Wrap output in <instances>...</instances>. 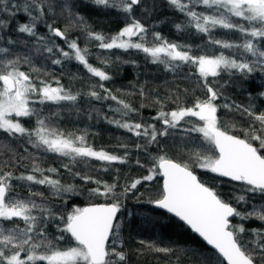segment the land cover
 Returning <instances> with one entry per match:
<instances>
[{"label":"snow or ice","instance_id":"6c2138e0","mask_svg":"<svg viewBox=\"0 0 264 264\" xmlns=\"http://www.w3.org/2000/svg\"><path fill=\"white\" fill-rule=\"evenodd\" d=\"M166 3L184 17L174 23L176 31L194 29L206 37L203 46L170 42L146 27L137 13L149 19L158 10L156 0H0V132L6 134L0 137V157H7L0 159V264H127L122 240L123 200L129 194L136 196L138 185L156 177L163 179L156 198L145 201L140 193L137 203L173 214L214 253L194 245L170 243L161 247L143 240L139 241L141 245L151 252L175 256L176 264L181 260L187 264H264V111L252 103L237 104L226 95L227 86L237 79L247 80L256 74L264 79V0ZM87 5L105 12L115 10L125 20L124 27L113 35L95 32L76 11ZM57 18L67 22L64 28L55 25ZM71 27H79L85 39L96 42L99 49H136L174 74L189 67L203 98L197 96L191 106H184L177 96L173 100L176 108L164 110L163 100L156 97L151 106L159 108L152 122L134 119L133 114L139 117V110L106 87L103 82L112 76L89 63V48L69 39ZM217 30H223L225 37L235 35V39L218 38ZM150 32L152 42L148 46L145 41ZM21 50L24 55H20ZM41 57L53 65L75 60L100 83L86 93H73L59 79L48 78L50 74L43 66L36 67L33 59ZM110 63L114 61L101 58V64ZM22 65H28V70H22ZM135 91L141 96L150 95L143 86ZM259 95L264 97V92ZM85 96L89 107L82 109L79 101ZM109 100L116 106H109L102 118L134 136L136 152L147 155L151 163L147 175L124 184L120 183L118 168L112 183L102 182L88 170L75 169L77 165L89 169L92 161L100 162L105 172L113 170L114 164H128L131 153L127 144L118 145L122 155L97 150L88 143L86 130L79 135L66 133L58 124L65 109L77 118L99 119L101 112L92 102ZM49 104L57 110L46 113ZM145 106L141 104V108ZM220 109L250 118L243 138L229 134L217 115ZM20 118L34 120L35 124L26 127ZM178 131L182 133L179 145L175 143ZM165 139L172 140L186 160L183 156L181 162L169 158L162 143ZM37 153L67 158L61 167L69 182H61L60 169L41 167ZM135 163L145 167L139 159ZM196 168L228 178L238 187H233L230 199H224L198 178ZM77 179L95 187L78 186ZM35 186H43L45 191ZM17 187L25 188L27 195L17 193ZM81 196L89 201L87 206L73 204L68 210L69 201ZM99 197L110 202H92ZM127 216L135 222L134 213ZM143 221L154 224L150 216L143 217ZM257 222L258 226H247ZM66 240L74 244L61 247Z\"/></svg>","mask_w":264,"mask_h":264},{"label":"trees","instance_id":"16d2710c","mask_svg":"<svg viewBox=\"0 0 264 264\" xmlns=\"http://www.w3.org/2000/svg\"><path fill=\"white\" fill-rule=\"evenodd\" d=\"M147 2V0H146ZM158 10L147 20H144L137 13V17L141 19L142 23L151 30L158 31L166 40L170 42H178L180 44H190L193 48L196 46H203L206 37L202 34L196 33L195 30H191L184 33H178L174 27V23H178L184 19L183 15L170 8L166 3V0H156ZM76 11L82 15L92 29L97 33H104L107 35H113L118 33L125 25V20L121 15L117 14L115 10H109L107 12L95 8L91 5L82 6L77 8ZM23 19V17H21ZM66 21L63 18H57L55 25L57 27L64 28ZM43 32L44 29L41 28ZM216 36L218 38L225 37L223 30H217ZM69 39L77 40V43L81 47L87 46L91 55L88 57V61L95 67L104 69L109 75L112 76L110 81L103 82L106 87L112 89L114 93L123 99L126 103L131 104L133 107L139 110V117L133 114L134 119H141L152 122V117L158 112L159 105L151 106L154 98L159 97L164 102V110H172L176 108V104L173 100L179 96V101L184 106H191L197 96L203 98L202 90L197 87V79L195 75H192V70L185 66L184 70L180 74H174L173 72L166 71L164 65L154 64L151 62V58L144 52L129 49L127 51L121 49L103 50L96 47V42H89L85 39V36L81 32L79 27H71L68 29ZM225 38L235 39V35ZM137 38H133L136 40ZM146 44L151 45L152 36L151 32L146 38ZM57 43L62 47H65L63 41L57 38ZM218 54V53H217ZM20 55H24V51H20ZM120 57V60L116 58ZM101 58H110L114 63L101 64ZM123 61H128L124 63ZM33 62L36 67L43 66L50 74L48 78L59 79L61 84L76 92H87L92 85L100 83L98 77H93L83 65L79 64L75 60H66L62 65H53L50 60L44 57L34 58ZM134 62V63H133ZM22 70L27 71L28 65H22ZM223 79H228L227 74H222ZM211 79V78H209ZM55 86V85H53ZM143 86L146 93H150L147 96H141L138 91ZM116 89H121V92H116ZM264 92V79L256 74L247 80L237 79L233 84L227 86L226 95L237 104L248 105L252 103L259 111H264V97L259 94ZM222 101H217L221 103ZM82 109H87L89 104L87 97H83L79 101ZM94 107L101 112V118L96 120H87L83 117L77 118L75 113L65 109L61 112L60 119L58 121L60 129L66 133L74 132L77 135L81 134L85 130L87 131V141L95 149H104L110 152H116L117 154H123V149H120L118 145L125 143L128 145L131 157L128 164H114L113 170L105 172L100 168V162L92 161L91 167L85 169L84 165H77L75 170H88L91 175L101 180L102 182L112 183L115 178V169H119L120 183L131 182L134 179L142 178L148 174V168L151 167L150 159L144 153H137L134 145L137 142L136 138L130 133H127L123 129H119L114 125L107 123L103 118V114L107 113L109 106L115 107L114 101L92 102ZM141 104L146 105L141 108ZM57 106L46 105L45 112L55 111ZM218 117L223 121L224 126L229 131V134L241 136L243 138V129L248 127L249 117L241 116L236 111H228L225 109L218 110ZM26 127H32L35 124L34 120H28L27 118H20ZM195 120L196 118H189ZM177 135L176 144L179 145V136ZM194 136L197 134H193ZM0 137H6L5 133L0 132ZM18 143V142H17ZM165 151L168 153L169 158L176 162H181V157L186 160V155L181 153L179 147L173 146V141L165 139L163 142ZM23 147L19 148V151L23 152ZM29 152L33 149L28 146ZM153 155L156 154L154 149H149ZM39 163L41 167H56L60 169L62 183L69 182V177L61 167L62 162L66 163L67 158H61L54 153L39 154ZM7 157H0V159H6ZM139 159L145 167H140L135 163ZM28 161L26 160L25 163ZM96 169V170H92ZM23 170V169H20ZM195 174L200 180H202L206 186L214 188L218 191L224 199H230L232 196L233 187H238L230 183L228 180L219 177L217 174L211 173L205 169L196 168ZM57 178V177H53ZM75 183L81 187H95L92 185H84L77 179ZM162 185V178L156 177L153 181H145L141 185H138L139 191L136 196L143 193V200L149 198L155 199L160 186ZM37 190L45 191L43 186H35ZM21 196L27 195V190L23 187H17L15 189ZM119 191V189H118ZM136 196L129 194L126 199L123 200L124 208L122 209V219L125 220V227L122 231V240L124 250L128 253L127 264H176L175 256H168L163 253H155L146 249L139 241L155 242L161 247H166L171 244H179L181 246L194 245L197 248L214 253L207 248L193 233L185 226L181 221L175 217L161 212L154 208V205L148 203H137ZM93 203H106L110 202L105 197H99L92 201ZM89 201L81 196L69 201L67 206L70 210L71 206L75 204L79 207L87 206ZM127 213L135 214V222H130L131 217L127 216ZM120 215V214H119ZM150 216L154 220L153 225L145 224L143 217ZM249 227L258 226L256 224H249ZM54 232V230H52ZM68 244H74L73 241H63L60 246H68ZM180 264H187L186 260H181Z\"/></svg>","mask_w":264,"mask_h":264},{"label":"water","instance_id":"95a60500","mask_svg":"<svg viewBox=\"0 0 264 264\" xmlns=\"http://www.w3.org/2000/svg\"><path fill=\"white\" fill-rule=\"evenodd\" d=\"M162 178V177H161ZM223 178V177H222ZM224 179H226V180H228V178H224ZM162 183H163V179H162ZM154 208L155 209H157V210H159V211H161V212H164V213H167L166 212V210H162V209H159V208H157V207H155L154 206ZM167 214H169V213H167ZM119 215V214H118ZM169 215H171V216H173V217H175L173 214H169ZM176 218V217H175ZM176 219H178V218H176ZM183 223V222H182ZM184 224V223H183ZM185 225V224H184ZM186 226V225H185ZM188 227V226H187ZM189 228V227H188ZM190 229V228H189ZM191 230V229H190ZM192 231V230H191ZM192 233L207 247V248H209L210 250H212L213 252H214V250L213 249H211V246H209V245H207L206 244V242L205 241H203V239L201 238V237H199V235L197 234V233H194L193 231H192Z\"/></svg>","mask_w":264,"mask_h":264}]
</instances>
